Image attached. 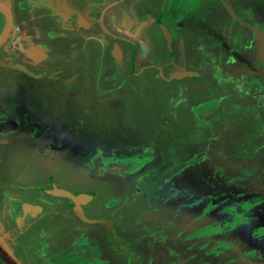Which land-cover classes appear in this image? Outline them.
<instances>
[{
  "label": "rangeland",
  "instance_id": "374dc122",
  "mask_svg": "<svg viewBox=\"0 0 264 264\" xmlns=\"http://www.w3.org/2000/svg\"><path fill=\"white\" fill-rule=\"evenodd\" d=\"M246 2L256 10L255 19L261 21L264 0ZM21 3L12 1L14 20L24 21L30 31L68 28L66 39H56L59 45L66 44L65 50L50 61L57 67L67 62L71 65L52 81L12 80L7 76L18 71L11 68L0 80V111L4 109L0 118L15 119L19 129H33L26 138L11 135L7 144L0 139V234L18 250L21 262L91 264L88 258L96 262L106 257L102 264H264V78L248 75L252 77L249 85L234 82L233 87L229 81L217 82L215 78L204 84L219 85L218 91L226 87L229 95L225 99L213 89L206 90L207 86L194 93L186 78L166 83L168 69L157 70L156 62L139 76H127V67L117 81L104 82L105 72L98 76L99 51L92 60L82 57L79 37L88 32H74L66 20L55 17L53 22L49 17L35 18L49 10L43 6L23 10ZM147 6V1L141 0L135 8L144 10ZM210 12L225 13L221 5L211 7ZM211 27L212 23L203 26ZM193 31H188L187 40ZM92 34L98 32L94 29ZM157 36L168 43L165 33ZM219 36L213 37L218 44ZM43 42L53 45L47 38ZM163 47L154 43L153 56H161ZM251 49L240 58L249 59ZM72 51L79 55L72 57ZM72 66L82 74L90 68V75L58 84L74 71ZM260 66L264 76V65ZM188 68L199 75L207 71L206 66L202 70ZM236 74L243 76L239 70ZM125 79L128 83H123ZM179 83L186 92L173 91ZM196 94L198 98H220L218 112L209 118L198 117L193 108L198 104ZM66 144L72 148L61 156L48 149ZM133 153L141 155L130 156ZM123 156H129L125 158L126 169L138 164L134 160L140 165L130 174L102 171ZM52 179L73 193L93 194L83 206L85 215L105 219L109 225L85 223L66 198L51 199L42 194ZM7 194L40 201L44 211L33 222L37 229L28 231L43 244L52 238L62 239L61 245H20L21 238L30 234L7 222L3 204ZM206 206L210 207L201 224L194 229L187 226L182 246L183 237H179L180 242L176 239V229L184 227L187 220L191 223ZM85 232L89 236L80 239ZM162 234H170V239L162 242ZM257 234L260 238L253 239ZM168 248L174 251L170 254Z\"/></svg>",
  "mask_w": 264,
  "mask_h": 264
},
{
  "label": "flooded vegetation",
  "instance_id": "af4514ba",
  "mask_svg": "<svg viewBox=\"0 0 264 264\" xmlns=\"http://www.w3.org/2000/svg\"><path fill=\"white\" fill-rule=\"evenodd\" d=\"M1 2L5 3L11 12V29L8 33V36L6 40L3 42V44L0 46L1 53L3 52L4 55L0 56V80H2L3 72L6 71L8 68L15 69L18 71L17 74H11V76H7V78L16 80L22 79L25 81L31 80L33 78L36 79H45V80H51V78H55L60 74V72H64L66 70H69V63H65V65H61L57 67V63H53L50 61L53 59V57H56L60 50H65L66 44L63 43L62 45H59L56 41L57 38H62L63 40L66 39V34L68 33L67 29L65 27H61L60 30L62 31H53L49 27H46L44 32L40 30L32 29L30 31L26 26L24 21L19 20L15 21L14 17L15 14L12 10V2L10 0H0ZM29 1V0H28ZM125 0H118L117 4H123ZM129 1L128 5H122V7L119 10V16L120 19L116 20L114 17L112 19L111 17V24L107 25L106 20V12H102L101 10L96 12H93V10H81L79 14H74L73 16L64 17V16H58L55 11H53L52 6L49 4H46L47 6H44L49 10L48 13H42L40 15L35 16V18H45L47 20L49 17L51 20L50 22H53L52 19L55 17L58 20H66V22L69 24L68 27L70 29L73 28L74 32L77 33H84L88 32L86 36L82 35L80 38V48L82 49V57H86V59H94L95 54L97 51H99V58H98V76L101 75L103 72L104 75L101 79V81L109 80V81H117L122 76V73L126 71V68L129 67V71L125 73L127 76H139V74L144 73L145 71H149V68L153 66L151 64V55L150 52L152 50V44L154 46V37L155 35L153 32H160L161 34L166 33L168 26L163 22L162 17L167 10V8L170 7L172 0H146L148 3V6L141 10L138 7L135 8L136 4H138L141 0H126ZM248 0H234L233 1V8L234 10H245L248 14L251 12H256L254 7L251 5H247ZM43 1L40 0H30V2H23L22 8L23 10L29 9H39L37 8L38 4H41ZM223 6V10L225 11L224 14H226V7L224 4H221ZM264 7V6H263ZM95 13L97 15H95ZM0 15L3 18V27H0V34L3 31V28L6 23V18L3 14L0 13ZM110 18V17H109ZM64 26V25H62ZM98 27V28H95ZM98 32V34H92V30ZM2 29V30H1ZM65 30V31H64ZM31 32V33H30ZM151 32L149 34L150 40L148 42L149 47V54L147 57L148 63L137 66L135 61V53H136V40L133 39L135 37L143 36L144 33ZM91 33V34H90ZM111 37V38H110ZM168 43L164 40L166 49L170 48L168 47L171 45L170 37L167 35ZM48 39L52 42L53 45H48V43H44L43 39ZM93 43V46H88V44ZM58 44V45H57ZM72 46V45H71ZM256 48V44H255ZM171 49V48H170ZM168 51V50H167ZM132 52V54H131ZM78 52L72 51L70 54L72 57H75L79 54ZM169 53V52H168ZM172 51L169 53V61H173L174 57L172 55ZM128 55V56H127ZM257 55V54H256ZM256 55L253 56V59H251L253 62L256 59ZM45 56V58H43ZM48 60V61H45ZM88 59V60H89ZM252 64V63H251ZM251 64L249 66H251ZM67 65V66H66ZM262 66L264 65L261 64ZM65 66V67H64ZM74 68V71H72L68 76L62 77L58 84H64L63 82H72L78 77H80L83 74L85 76L90 75V68L83 69L84 72L82 74V70L77 69L76 67L72 66ZM261 67V66H259ZM258 67V68H259ZM71 68V67H70ZM257 68V69H258ZM111 69V72H107ZM103 71V72H102ZM145 72V73H146ZM15 81V82H16ZM63 81V82H62ZM100 81V78H99ZM123 83H128V80L125 79ZM32 83L30 82V85ZM108 92V91H107ZM103 93H106V91H103ZM4 112V109H1L0 115ZM33 134V129L28 127H23L19 129L18 122L15 119L9 118V119H1L0 118V139L4 138V142L2 144H7L12 141V137L15 139H21L29 137ZM49 147L48 149L50 152H52L55 156H61L65 151H68L72 148V145L66 144L62 145L61 147ZM132 155H141L133 153ZM148 155V154H147ZM129 157V156H123L121 158ZM152 158V157H151ZM127 159V158H126ZM105 161L106 160L105 157ZM119 161L120 159H117L114 165H110L103 168L102 171L108 172L110 170H113L117 173H132L131 169L125 170L124 168L119 167ZM135 164L140 163L137 160L132 161ZM131 162V163H132ZM130 163V164H131ZM128 166V165H127ZM134 166V165H133ZM114 168V169H111ZM101 171V172H102ZM68 173V172H67ZM68 175V174H66ZM197 180V179H196ZM50 182V181H49ZM51 186L49 189L44 190L42 194H46L48 197H51V199L56 198L55 196H52L48 191L51 190L53 187L58 188H64L58 184L57 179L51 180ZM66 189V188H64ZM68 190V189H66ZM71 191V190H69ZM73 193V192H72ZM77 193V192H76ZM75 193V194H76ZM197 194H201L200 192H196ZM6 201V202H5ZM3 201V204L6 206L5 209V215L8 218L7 222L12 225H17L21 228L22 232L26 231L29 233L28 230H36L37 226L33 225V222L36 220L37 217H39L42 212L44 211V205L37 201L36 199L29 200L28 197H25L24 195H11L7 194L6 200ZM69 201V200H68ZM70 202V201H69ZM194 204H197V202H194ZM26 205V206H24ZM40 206L41 212L39 214H36L35 207ZM73 206V205H72ZM207 207V206H206ZM204 208V210L200 211L198 216H196L193 220H191V223L186 221V224L184 227L178 226L177 235L179 242L180 238H182V246L184 245V240H186V230L187 226H198L201 224V219L206 217V212H208L209 207ZM201 213V214H200ZM28 224V225H27ZM24 225H26L24 227ZM105 225V224H103ZM1 235V234H0ZM85 235H88V232H85L83 236H80V239H82ZM231 233H229V236ZM2 236V235H1ZM238 236L241 235L239 234ZM261 234H257L253 239H259ZM247 238H249V235H246ZM162 242L167 241L170 239V234H162ZM244 238V237H243ZM6 245L9 247V249L12 251V253L15 255L17 259L20 260V256L18 255V250L16 251L15 247H12L9 245V243L6 241L5 237H2ZM23 246L27 247H40L44 246V248H48L49 245L57 246V239L50 238L48 242L43 244L42 239L40 240L38 237L33 238L32 235H28V237H25V239L22 240ZM196 241V240H195ZM81 242V241H80ZM178 242V243H179ZM165 247H167L165 245ZM177 247V246H176ZM188 247H193L188 246ZM235 247V246H234ZM233 247V248H234ZM170 249V250H169ZM171 249L168 248L171 254ZM172 251H174L172 249ZM82 252V251H81ZM233 254V253H232ZM90 256V255H89ZM85 257H88V255H85ZM92 258V257H91ZM91 258H88L91 262V264H102V261L97 259L96 262L92 261ZM101 259V258H100ZM2 262V260H1ZM22 263V262H21ZM4 264V262H3ZM23 264V263H22Z\"/></svg>",
  "mask_w": 264,
  "mask_h": 264
},
{
  "label": "crops",
  "instance_id": "0c3cea01",
  "mask_svg": "<svg viewBox=\"0 0 264 264\" xmlns=\"http://www.w3.org/2000/svg\"><path fill=\"white\" fill-rule=\"evenodd\" d=\"M12 1L13 0H10V2ZM40 1L43 2L38 4L37 8L40 9L41 6L44 7L47 6L46 4H49L52 6L53 11H55L58 16L64 17H71L74 14H79L80 11L84 9H87L88 11L93 10V12L96 13L97 11L101 10L102 12H106L105 22L107 25L111 24L113 17L116 20L120 19V17H118L120 8L122 5H128L129 3V1L126 0L123 4L119 5L117 4L118 0ZM233 1L234 0H172L170 7L165 10L162 20L166 26H168L167 34H165L166 36L168 35L170 37V50L173 53L172 55L174 59L173 61H169L170 57L168 51L166 50L165 42L159 41V37L157 36L159 32H153L155 35L154 43H158L160 48L162 47V44H164L163 49L165 51L161 56H153L152 50L150 52L152 58L150 62L151 64L154 62L157 63V70L160 69L161 71L162 68L163 70L168 69L167 75L165 77L166 83L172 84L173 82L176 83V81H179L182 78H186L191 84L190 87L194 93H198L199 90L203 91V86H207L206 90L213 89L218 95L221 94L223 96L222 98L225 99L224 97L229 95V90L226 87H223V89L218 91L219 85L209 86L204 84H206V82L209 83V79H211L212 82V78H215L217 82H219V79L222 81H229V86L233 87L234 82L239 83V85H249L252 81V77L249 79L248 75H253L254 79L256 75H260L264 78L259 68L253 71L249 66L252 61L251 59L254 55H256L254 33L256 27L264 24V18L261 19V21H257L255 19L256 12H251L248 14L242 9L234 10ZM19 2L25 3L30 2V0H19ZM221 4H224L226 7V14H213L210 12L211 7ZM96 13L95 15H97ZM208 23H212L210 30L203 28V26H206ZM0 27H3V18L1 15ZM190 30H194V34L189 40H187V33ZM201 30H203L201 34L195 32H201ZM150 33L151 32H146L143 34V36L133 38L136 40L135 42L137 48L135 53V61L138 67L148 63L147 57L149 54L148 42L150 40ZM218 35H221L219 36L221 38L218 39L220 40V44H218V42L213 38ZM173 44L175 45V49L172 48ZM246 49H251L250 54H252V56L249 59H241L240 55L242 56ZM236 50L241 51L237 52ZM202 53L206 54L203 55ZM188 66H198V69L201 70L204 66H206L207 71L205 73L207 74L204 75L205 73H203L202 75H199L198 73H194L188 68ZM220 66H224L221 67L223 68L221 69V72ZM238 70L243 73V76H240L241 74H236V71ZM173 89V91L176 93L178 91L186 92V89L181 83H179V85L173 86ZM242 91L246 93L248 92L247 89H243ZM205 95L203 94L202 96ZM197 96L198 95L196 94L194 98ZM197 101L198 104L194 105L193 107L196 108L195 113L198 117L203 116L204 118H209L211 114H216L222 105L220 102L222 100L217 98L215 95L210 97L206 95L203 98L197 97ZM213 103L215 104L214 106ZM204 107L209 110L200 112L199 109ZM224 109L226 108L224 107ZM249 173H251V171ZM49 239L50 238H48V240ZM93 239L96 240V237L94 236ZM61 242L62 239L58 241L57 246H60ZM101 259L104 263L108 260L106 257Z\"/></svg>",
  "mask_w": 264,
  "mask_h": 264
},
{
  "label": "water",
  "instance_id": "95a60500",
  "mask_svg": "<svg viewBox=\"0 0 264 264\" xmlns=\"http://www.w3.org/2000/svg\"><path fill=\"white\" fill-rule=\"evenodd\" d=\"M0 13L3 14L6 18V23L3 28V31L0 34V46L6 40L8 33L11 29V12L9 7L0 1ZM255 44H256V59L252 62L250 69L255 71L257 68L264 62V24L256 27L255 30ZM52 196L66 198L73 205V211L77 215V217L85 222V223H101L105 225H109V223L102 218H88L84 211L83 206L88 203L93 198V194H82V193H72L69 190L64 188L53 187L48 191ZM26 206V205H24ZM36 214L41 212V207H35ZM0 259L4 262V264H22L19 259L15 257L9 247L6 245L2 236L0 235Z\"/></svg>",
  "mask_w": 264,
  "mask_h": 264
},
{
  "label": "bare ground",
  "instance_id": "6f19581e",
  "mask_svg": "<svg viewBox=\"0 0 264 264\" xmlns=\"http://www.w3.org/2000/svg\"><path fill=\"white\" fill-rule=\"evenodd\" d=\"M111 38V37H110ZM215 104L213 103V106H214ZM213 106H212V108H213ZM126 158V157H125ZM108 162H110V160L108 161ZM127 165H128V163L125 161V159L124 158H120V161H119V167H121V168H124L125 170H127L126 169V167H127ZM138 165H140V163H138L136 166H138ZM136 166H133L132 168H130L131 169V171L132 170H134V168L136 167ZM129 169V170H130Z\"/></svg>",
  "mask_w": 264,
  "mask_h": 264
}]
</instances>
